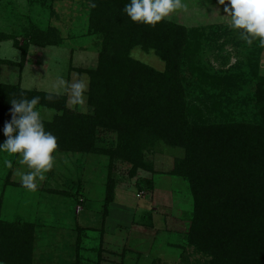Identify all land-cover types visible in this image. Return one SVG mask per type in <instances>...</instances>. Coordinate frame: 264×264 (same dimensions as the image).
I'll list each match as a JSON object with an SVG mask.
<instances>
[{
	"label": "rangeland",
	"instance_id": "obj_1",
	"mask_svg": "<svg viewBox=\"0 0 264 264\" xmlns=\"http://www.w3.org/2000/svg\"><path fill=\"white\" fill-rule=\"evenodd\" d=\"M183 2L186 8L166 19L187 31L181 63L187 121L249 125L252 149L264 153V46L258 39L252 45L241 39L219 0ZM88 7L85 0H0V117L5 121L11 118L2 107L5 100L31 92L53 96L49 103L64 98L71 110L91 112L89 70L112 50L103 48L101 35L91 33ZM131 55L164 68L153 50L134 48ZM77 80L88 84L81 97L70 89ZM36 108L45 117L60 114L55 106ZM99 142L110 147L115 136L102 135ZM54 155V167L32 191L20 182L21 173L31 169L19 154L0 152V264L206 262L185 238L194 199L187 180L171 173L183 155L180 147L157 142L143 154L151 169L137 168L134 175L123 158L58 150ZM109 180L113 200L105 205ZM27 230L32 234L19 245L16 236ZM6 236L18 242V255L8 253L12 241L5 242Z\"/></svg>",
	"mask_w": 264,
	"mask_h": 264
},
{
	"label": "trees",
	"instance_id": "obj_2",
	"mask_svg": "<svg viewBox=\"0 0 264 264\" xmlns=\"http://www.w3.org/2000/svg\"><path fill=\"white\" fill-rule=\"evenodd\" d=\"M85 1L91 33L101 35L103 48L112 50L89 70L91 112L71 110L64 98L49 103L45 94L31 92L23 98L39 96L38 104L55 106L60 113L45 122L57 137V150L123 158L134 175L137 168L151 169L143 154L157 142L180 147L183 155L175 159L171 173L185 178L193 194L194 214L185 235L188 245L206 257L204 264H264V153L252 149L249 125L229 128L187 121L181 76L186 29L167 19L155 27L131 21L123 12L130 0H95L96 7ZM134 48L153 50L163 70L134 58ZM14 97L2 107L10 109ZM0 119L3 125L5 118ZM102 135H114L115 142L101 146ZM113 189L109 180L105 205L113 200ZM28 234L32 230L16 236L19 245ZM12 239L4 240L13 243L12 248L7 246L8 253L18 255V242Z\"/></svg>",
	"mask_w": 264,
	"mask_h": 264
},
{
	"label": "clouds",
	"instance_id": "obj_3",
	"mask_svg": "<svg viewBox=\"0 0 264 264\" xmlns=\"http://www.w3.org/2000/svg\"><path fill=\"white\" fill-rule=\"evenodd\" d=\"M225 5L224 12L230 17V26L238 30L239 36L248 45L258 39L264 46V0H219ZM90 6L96 7L95 0ZM186 8L183 0H130L123 12L131 21L155 27L177 10ZM88 84L77 80L70 85L72 95L81 97ZM40 97L31 99H12L10 120L5 121L3 134L6 139L0 142V152L19 154L21 163L30 171L21 173V184L32 191L39 187V181L45 179L55 163V151L58 148L57 137L45 127V120L50 122L54 114L47 117L36 108ZM52 100L53 96L46 97Z\"/></svg>",
	"mask_w": 264,
	"mask_h": 264
}]
</instances>
